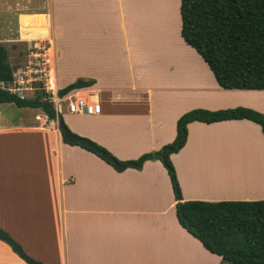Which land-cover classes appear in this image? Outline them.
Here are the masks:
<instances>
[{
    "label": "crops",
    "instance_id": "0c3cea01",
    "mask_svg": "<svg viewBox=\"0 0 264 264\" xmlns=\"http://www.w3.org/2000/svg\"><path fill=\"white\" fill-rule=\"evenodd\" d=\"M28 2L35 5L15 9L18 35L0 30L9 63L19 68L27 54L15 63L13 51L22 40L36 38L21 36L20 16L31 14L39 22L45 15L47 35L40 43L32 40L26 53L45 41L53 46L54 81L65 80L56 90L95 80L79 90L101 105L100 113L57 112L73 132L121 160L173 142L178 119L195 108L243 106L264 113V90L221 87L185 42L181 0L177 8L171 0ZM12 104L0 103V204L7 189L17 210L52 208L62 227V264L224 263L180 224L171 179L160 160L146 161L141 170L118 171L95 153L66 143L59 119H49L41 108ZM188 128L187 143L172 154L183 201L264 200L260 124L194 121ZM10 140L14 146L6 147ZM13 224L10 234L20 241ZM0 264L29 263L0 240Z\"/></svg>",
    "mask_w": 264,
    "mask_h": 264
},
{
    "label": "trees",
    "instance_id": "16d2710c",
    "mask_svg": "<svg viewBox=\"0 0 264 264\" xmlns=\"http://www.w3.org/2000/svg\"><path fill=\"white\" fill-rule=\"evenodd\" d=\"M180 13L183 39L207 62L221 87L264 90V0H181ZM8 57L6 47L0 44V82L13 79L14 67ZM94 83V79H84L82 84L71 83L60 89L59 93L63 96ZM0 103L41 108L49 119L64 120L44 90L33 99H21L0 87ZM237 119L255 121L261 125L264 133V113L252 108H195L178 119L177 135L173 142L129 160L119 159L109 149L89 138L95 147L70 140L63 130L62 133L66 143L95 153L118 171L128 168L141 170L146 161L160 160L171 179L180 224L206 249L221 256L224 261L264 264V200L183 201L181 184L172 160V154L178 153L187 143L189 123Z\"/></svg>",
    "mask_w": 264,
    "mask_h": 264
},
{
    "label": "rangeland",
    "instance_id": "374dc122",
    "mask_svg": "<svg viewBox=\"0 0 264 264\" xmlns=\"http://www.w3.org/2000/svg\"><path fill=\"white\" fill-rule=\"evenodd\" d=\"M171 1L172 7L177 8L180 0ZM33 5H35V3H30L28 0H0V30L2 33L9 34L10 29H13V31L17 30L18 35L19 23L17 21L15 9L19 7V10H28V8H31ZM42 22L44 23L43 26ZM29 29L31 31H28ZM47 30L45 15L39 20V22L38 18L31 14L20 16V33L23 32L21 33V36L26 38L36 37L32 39L33 41L43 40L41 37L44 33L46 34ZM31 41L22 40L20 45H18L20 47L13 51L14 58L12 59L15 63H18L22 57L27 54L25 50L30 46ZM37 43H40V41ZM42 44H47V41ZM64 81L62 79L59 80V84L63 85ZM79 81H77V83ZM62 87L58 90L62 89ZM12 105L16 106L15 104ZM63 112L70 113L66 102H63L61 105L60 113ZM9 145L14 146L12 140L5 144L6 147ZM2 200H5V203L0 204V219L3 221L0 224L2 225V228L10 233V226H12L14 222V229L17 228V230H19V235L21 232V237L19 238L20 241L18 242L23 245L28 254L33 258H36V260L39 258V261H42L44 264H62V227L59 222V217L56 216V212L53 211L52 208L47 209L46 211L41 209L36 212H29L23 210V206L17 210V207L14 208L10 202V196L7 189L2 196ZM19 219L18 226V222L16 221ZM222 261H224L223 258ZM223 264L233 263L224 261Z\"/></svg>",
    "mask_w": 264,
    "mask_h": 264
},
{
    "label": "built area",
    "instance_id": "2783aa9c",
    "mask_svg": "<svg viewBox=\"0 0 264 264\" xmlns=\"http://www.w3.org/2000/svg\"><path fill=\"white\" fill-rule=\"evenodd\" d=\"M26 57L24 63L14 70L13 79L0 83L2 89L21 99L34 98L38 92L44 90L54 102L57 111L62 103L66 102L70 113L92 115L101 112V105L94 101L91 95H82L80 90H73L61 96L59 91L52 87L51 81L55 79L56 74V53L50 43L34 44L28 49Z\"/></svg>",
    "mask_w": 264,
    "mask_h": 264
},
{
    "label": "water",
    "instance_id": "95a60500",
    "mask_svg": "<svg viewBox=\"0 0 264 264\" xmlns=\"http://www.w3.org/2000/svg\"><path fill=\"white\" fill-rule=\"evenodd\" d=\"M78 84H82V80L78 82ZM60 128L64 131V134L67 138L70 140H78L81 144L87 145L90 147H95V145L88 139L84 137H79L73 135L71 129H69V126L66 124L65 120H59ZM105 156L109 157L108 154L103 153ZM0 240L5 241L7 244H9L14 252H16L21 258H23L27 263L29 264H44L42 261L36 260L33 257H31L24 249V247L16 241L11 234L0 227Z\"/></svg>",
    "mask_w": 264,
    "mask_h": 264
},
{
    "label": "bare ground",
    "instance_id": "6f19581e",
    "mask_svg": "<svg viewBox=\"0 0 264 264\" xmlns=\"http://www.w3.org/2000/svg\"><path fill=\"white\" fill-rule=\"evenodd\" d=\"M56 79V78H55ZM59 83H57L56 81H54V79L51 81V85H52V87H54L55 89H57L58 88V85ZM85 115V114H84Z\"/></svg>",
    "mask_w": 264,
    "mask_h": 264
}]
</instances>
